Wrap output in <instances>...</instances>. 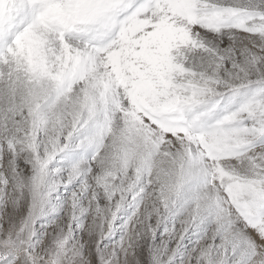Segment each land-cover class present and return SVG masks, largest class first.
<instances>
[{
	"label": "snow or ice",
	"instance_id": "1",
	"mask_svg": "<svg viewBox=\"0 0 264 264\" xmlns=\"http://www.w3.org/2000/svg\"><path fill=\"white\" fill-rule=\"evenodd\" d=\"M0 264H264V0H0Z\"/></svg>",
	"mask_w": 264,
	"mask_h": 264
}]
</instances>
